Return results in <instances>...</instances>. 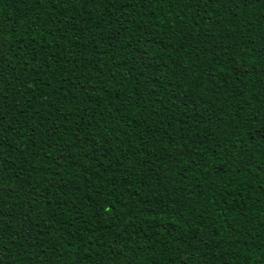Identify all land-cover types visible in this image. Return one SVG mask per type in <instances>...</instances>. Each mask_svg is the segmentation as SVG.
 <instances>
[{"label": "trees", "instance_id": "16d2710c", "mask_svg": "<svg viewBox=\"0 0 264 264\" xmlns=\"http://www.w3.org/2000/svg\"><path fill=\"white\" fill-rule=\"evenodd\" d=\"M0 264H264V0H0Z\"/></svg>", "mask_w": 264, "mask_h": 264}]
</instances>
